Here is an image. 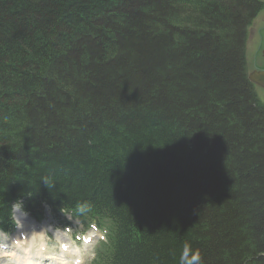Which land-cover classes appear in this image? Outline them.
<instances>
[{"label": "trees", "instance_id": "trees-1", "mask_svg": "<svg viewBox=\"0 0 264 264\" xmlns=\"http://www.w3.org/2000/svg\"><path fill=\"white\" fill-rule=\"evenodd\" d=\"M262 9L0 0V227L23 200L104 230L91 264H179L186 243L203 264H264V102L246 61Z\"/></svg>", "mask_w": 264, "mask_h": 264}, {"label": "clouds", "instance_id": "clouds-1", "mask_svg": "<svg viewBox=\"0 0 264 264\" xmlns=\"http://www.w3.org/2000/svg\"><path fill=\"white\" fill-rule=\"evenodd\" d=\"M44 184L50 189L47 179ZM89 211L87 204L78 207V214ZM68 219H77L75 214L65 213ZM30 213L23 200L11 205L10 218L14 231L0 227V264H84L85 257L70 248L65 251L57 229L52 225L28 223ZM179 264H203L199 249L193 250L185 244L179 257Z\"/></svg>", "mask_w": 264, "mask_h": 264}, {"label": "rangeland", "instance_id": "rangeland-1", "mask_svg": "<svg viewBox=\"0 0 264 264\" xmlns=\"http://www.w3.org/2000/svg\"><path fill=\"white\" fill-rule=\"evenodd\" d=\"M246 61L248 72L254 71L255 68L258 70L262 69L264 66V10L260 12L249 29ZM257 93L260 99L264 102V88L257 86ZM47 214H49L50 219H47ZM44 219L47 220V224L58 228L57 234L62 241H64V244L65 242H72V249L76 252L79 251L84 255V264H91L96 246H98V243L104 239V232L93 227L88 229L81 225V222L78 219L73 218L70 220L66 215L56 218L48 208ZM68 236L71 239L69 241L67 240ZM87 237L93 239L91 243L86 242ZM67 246H69V244Z\"/></svg>", "mask_w": 264, "mask_h": 264}, {"label": "bare ground", "instance_id": "bare-ground-1", "mask_svg": "<svg viewBox=\"0 0 264 264\" xmlns=\"http://www.w3.org/2000/svg\"><path fill=\"white\" fill-rule=\"evenodd\" d=\"M48 205V204H47ZM31 215V214H30ZM47 219H50V216H49V214H47ZM35 217L34 216H29V218H28V223H35V224H37V225H49V224H47V220L46 219H44L43 221L42 220H40V221H38V220H36V218L34 219ZM86 223H82L81 225H85ZM14 230V229H13ZM12 230V231H13ZM67 240L69 241V240H71L70 239V237L68 236V238H67ZM61 241H62V239H61ZM86 242H88V243H91L92 242V240H91V237H87L86 238ZM69 244V246H67ZM62 247L64 248V250L65 251H68L70 248H73V243L72 242H65V244H64V241H62ZM65 247H66V249H65ZM77 254H81L79 251H77Z\"/></svg>", "mask_w": 264, "mask_h": 264}, {"label": "water", "instance_id": "water-1", "mask_svg": "<svg viewBox=\"0 0 264 264\" xmlns=\"http://www.w3.org/2000/svg\"><path fill=\"white\" fill-rule=\"evenodd\" d=\"M249 78L254 83L264 87V71H254L249 75Z\"/></svg>", "mask_w": 264, "mask_h": 264}, {"label": "flooded vegetation", "instance_id": "flooded-vegetation-1", "mask_svg": "<svg viewBox=\"0 0 264 264\" xmlns=\"http://www.w3.org/2000/svg\"><path fill=\"white\" fill-rule=\"evenodd\" d=\"M259 70H264V66L262 67V69H259Z\"/></svg>", "mask_w": 264, "mask_h": 264}]
</instances>
